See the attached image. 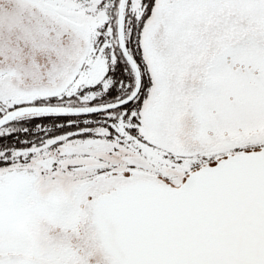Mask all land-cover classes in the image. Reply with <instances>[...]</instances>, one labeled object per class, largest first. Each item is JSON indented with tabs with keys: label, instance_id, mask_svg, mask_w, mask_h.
Returning <instances> with one entry per match:
<instances>
[{
	"label": "snow or ice",
	"instance_id": "snow-or-ice-1",
	"mask_svg": "<svg viewBox=\"0 0 264 264\" xmlns=\"http://www.w3.org/2000/svg\"><path fill=\"white\" fill-rule=\"evenodd\" d=\"M0 264H264V0H0Z\"/></svg>",
	"mask_w": 264,
	"mask_h": 264
}]
</instances>
